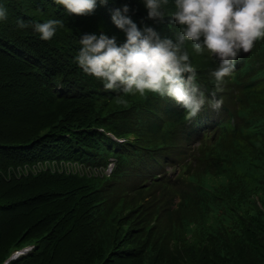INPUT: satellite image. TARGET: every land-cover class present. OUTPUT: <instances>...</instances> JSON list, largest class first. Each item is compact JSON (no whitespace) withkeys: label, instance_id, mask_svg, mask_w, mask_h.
<instances>
[{"label":"trees","instance_id":"1","mask_svg":"<svg viewBox=\"0 0 264 264\" xmlns=\"http://www.w3.org/2000/svg\"><path fill=\"white\" fill-rule=\"evenodd\" d=\"M0 3V264H264V39L220 84L219 61L189 42L206 97L190 118L170 98L106 90L74 60L85 33L124 42L111 13L125 3L162 38L179 32L171 17L148 19L142 0L89 15L54 0ZM47 19L63 24L48 41L17 26ZM54 158L116 165L83 176Z\"/></svg>","mask_w":264,"mask_h":264},{"label":"clouds","instance_id":"2","mask_svg":"<svg viewBox=\"0 0 264 264\" xmlns=\"http://www.w3.org/2000/svg\"><path fill=\"white\" fill-rule=\"evenodd\" d=\"M68 14L89 15L99 6L115 0H54ZM148 19L171 17L179 25L176 38L161 37L151 26L138 27L131 17L130 5L115 8L111 20L125 34L123 43L116 36L101 32L85 33L79 39L74 57L82 71L100 80L104 89L126 96H145L149 93L170 98L180 104L190 118H194L206 103L205 93L198 87L197 69L193 65L188 44L198 56L210 55L219 61L211 72L217 84L233 75L236 60L248 53L254 44L264 39V0H142ZM8 9L0 3V22L8 19ZM20 29L32 27L41 40H51L58 28V19H47L31 24L19 20ZM218 111L221 99L207 101ZM56 162V163H55ZM54 164L57 160L54 159ZM74 164L76 173L85 176H109L116 161L109 166H98L84 160L67 161V173ZM51 165L50 160L36 163L37 167ZM171 173H178L170 167ZM38 170V168H36ZM60 172H64L61 167Z\"/></svg>","mask_w":264,"mask_h":264},{"label":"rangeland","instance_id":"3","mask_svg":"<svg viewBox=\"0 0 264 264\" xmlns=\"http://www.w3.org/2000/svg\"><path fill=\"white\" fill-rule=\"evenodd\" d=\"M54 159H56L57 160V162L59 163V165L60 166H62V168H65V167H67V162H65L64 160H61V159H59V158H54ZM44 160H50V158H48V159H44ZM34 162H31V164H33ZM56 163V162H55ZM26 165H30V164H24V165H10L7 169H13V170H15V171H18L21 167H23V166H26ZM70 173H71V171H70Z\"/></svg>","mask_w":264,"mask_h":264},{"label":"bare ground","instance_id":"4","mask_svg":"<svg viewBox=\"0 0 264 264\" xmlns=\"http://www.w3.org/2000/svg\"><path fill=\"white\" fill-rule=\"evenodd\" d=\"M19 258V257H18Z\"/></svg>","mask_w":264,"mask_h":264}]
</instances>
